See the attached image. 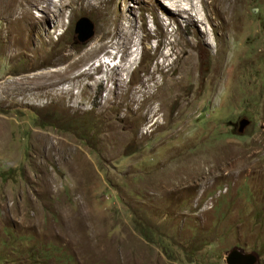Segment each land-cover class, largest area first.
<instances>
[{"label": "rangeland", "instance_id": "374dc122", "mask_svg": "<svg viewBox=\"0 0 264 264\" xmlns=\"http://www.w3.org/2000/svg\"><path fill=\"white\" fill-rule=\"evenodd\" d=\"M147 1L0 0V264H264V0Z\"/></svg>", "mask_w": 264, "mask_h": 264}, {"label": "clouds", "instance_id": "9594fccd", "mask_svg": "<svg viewBox=\"0 0 264 264\" xmlns=\"http://www.w3.org/2000/svg\"><path fill=\"white\" fill-rule=\"evenodd\" d=\"M163 16H164V18H167L166 15H163ZM139 46H140L139 51H138L137 47H135L134 45H133V47L130 45L127 46V49H125V51L127 50V54H126L124 51L118 49L117 45L110 44L108 49L106 50V52L103 51L99 55V57H97L95 59V62H94L95 66L101 67L105 63L109 64L110 66H114V65H118L121 63V64H124V69L130 67L127 70H125V72L130 73L131 71H133V69H135L137 67V64H139L138 62H140V59L142 56L141 40L139 41ZM170 54H171V52H168L167 55L165 54L164 58L169 57ZM124 55H125L126 59L125 58L123 59ZM134 64H136V65H134ZM97 75H101V73L98 72ZM246 253H248V252H246ZM255 255L258 256L257 254H255Z\"/></svg>", "mask_w": 264, "mask_h": 264}, {"label": "water", "instance_id": "95a60500", "mask_svg": "<svg viewBox=\"0 0 264 264\" xmlns=\"http://www.w3.org/2000/svg\"><path fill=\"white\" fill-rule=\"evenodd\" d=\"M94 24L88 16L80 17L75 24L74 31L78 34V38L83 41L93 35ZM250 120L243 117L239 120V131H243L249 124ZM257 256L254 253L242 252L238 249H233L226 255L227 264H255Z\"/></svg>", "mask_w": 264, "mask_h": 264}, {"label": "bare ground", "instance_id": "6f19581e", "mask_svg": "<svg viewBox=\"0 0 264 264\" xmlns=\"http://www.w3.org/2000/svg\"><path fill=\"white\" fill-rule=\"evenodd\" d=\"M98 1H100V0H98ZM102 1V0H101ZM162 2H163V5L165 4V6H163V8H162V12L163 13H165L166 15H168V17L169 18H171V19H173L174 21L176 20V17H175V15H173L171 12L172 11H177V10H182V11H184V12H186V13H188V6H190V7H195L196 8V4L194 3V1L193 2H190V1H192V0H190V1H188V0H184V1H182L181 3H177L176 1H174V0H161ZM199 0H197V2H198ZM223 3H225L223 0H221ZM202 2H203V4L205 5V6H207V4H206V1L205 0H202ZM147 4H148V6L152 9L153 7H154V4H153V2H151V1H147ZM170 4H174V6H169ZM188 7V8H187ZM195 10V9H194ZM222 11V10H221ZM226 11V9L224 8V12ZM223 12V11H222ZM25 13V12H24ZM23 13V14H24ZM191 15H190V17L192 18V13H190ZM186 46L187 47H190V43H187L186 42ZM192 50V49H191ZM195 50H193L192 52L195 54V52H194ZM109 65V64H108ZM110 66V65H109ZM117 66V65H116ZM115 66V67H116ZM179 81H181V79H179ZM178 80H176V81H174V82H171L170 83V85H175L176 83H178L179 82ZM180 84V83H179ZM172 87V86H171ZM154 95V94H153ZM157 96H160V95H157ZM154 97V96H153Z\"/></svg>", "mask_w": 264, "mask_h": 264}, {"label": "trees", "instance_id": "16d2710c", "mask_svg": "<svg viewBox=\"0 0 264 264\" xmlns=\"http://www.w3.org/2000/svg\"><path fill=\"white\" fill-rule=\"evenodd\" d=\"M140 228V227H139ZM141 230H139L140 232H142V228H140Z\"/></svg>", "mask_w": 264, "mask_h": 264}, {"label": "flooded vegetation", "instance_id": "af4514ba", "mask_svg": "<svg viewBox=\"0 0 264 264\" xmlns=\"http://www.w3.org/2000/svg\"><path fill=\"white\" fill-rule=\"evenodd\" d=\"M238 130H239V126H238Z\"/></svg>", "mask_w": 264, "mask_h": 264}]
</instances>
